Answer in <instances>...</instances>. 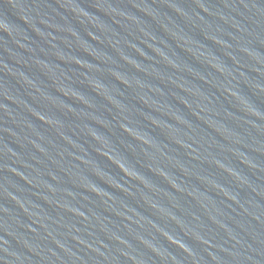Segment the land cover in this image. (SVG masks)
Segmentation results:
<instances>
[{"label": "water", "instance_id": "95a60500", "mask_svg": "<svg viewBox=\"0 0 264 264\" xmlns=\"http://www.w3.org/2000/svg\"><path fill=\"white\" fill-rule=\"evenodd\" d=\"M0 264H264V0H0Z\"/></svg>", "mask_w": 264, "mask_h": 264}]
</instances>
